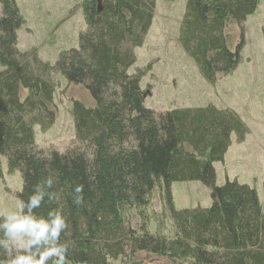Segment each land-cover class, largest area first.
Returning <instances> with one entry per match:
<instances>
[{"label":"trees","instance_id":"1","mask_svg":"<svg viewBox=\"0 0 264 264\" xmlns=\"http://www.w3.org/2000/svg\"><path fill=\"white\" fill-rule=\"evenodd\" d=\"M257 6L258 0H186L178 43L205 81L236 69L242 25ZM154 10L155 0H85L78 48L50 66L17 48L25 21L15 0H0V179L5 159L8 172L22 177L17 199L26 200L46 176L57 178L52 190L60 199L46 198L37 212L60 207L67 216L61 240L69 264H264V202L247 185L215 184L213 165L233 136L245 139V124L213 106L149 110L139 86L145 71L129 74ZM229 20L240 29L238 43L225 33ZM71 85L93 101L71 100L76 146L64 154L38 149L33 127L53 126L55 96ZM186 182L209 189V208L174 207L171 185ZM77 184L80 205L72 196Z\"/></svg>","mask_w":264,"mask_h":264},{"label":"rangeland","instance_id":"2","mask_svg":"<svg viewBox=\"0 0 264 264\" xmlns=\"http://www.w3.org/2000/svg\"><path fill=\"white\" fill-rule=\"evenodd\" d=\"M85 0H15L25 21L17 32V48L33 53L42 63L54 66L62 52L78 48V36L85 29L81 6ZM186 0H155L154 17L136 62L129 74L144 70L139 86L148 93L145 108L156 113L213 106L235 112L247 128L241 143L231 138L223 161L213 165L216 186L236 181L253 188L264 202V0H258L254 14L242 25L243 46L239 64L226 76L210 83L200 75L193 60L178 43V30ZM226 34L238 43L239 27L227 21ZM56 78L65 84L61 76ZM64 96H55L58 116L50 129L33 127L34 142L43 151L64 154L76 146L70 114L71 100L86 105L93 101L82 86H68ZM0 211L14 208L22 188L20 172L9 173L1 160ZM171 196L176 209L211 205L209 189L200 182L174 183ZM158 210V209H157ZM151 262V261H150ZM159 264H162L160 262Z\"/></svg>","mask_w":264,"mask_h":264},{"label":"clouds","instance_id":"3","mask_svg":"<svg viewBox=\"0 0 264 264\" xmlns=\"http://www.w3.org/2000/svg\"><path fill=\"white\" fill-rule=\"evenodd\" d=\"M57 178L53 174L38 182L27 199H19L14 208L0 211V264H69V245L61 240L69 228L62 208L37 212L47 198L59 200L53 191ZM74 203L83 202V185H75Z\"/></svg>","mask_w":264,"mask_h":264}]
</instances>
